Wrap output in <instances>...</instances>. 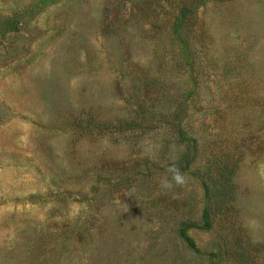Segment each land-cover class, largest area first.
<instances>
[{
	"label": "rangeland",
	"instance_id": "obj_1",
	"mask_svg": "<svg viewBox=\"0 0 264 264\" xmlns=\"http://www.w3.org/2000/svg\"><path fill=\"white\" fill-rule=\"evenodd\" d=\"M0 264H264V0H0Z\"/></svg>",
	"mask_w": 264,
	"mask_h": 264
},
{
	"label": "clouds",
	"instance_id": "obj_2",
	"mask_svg": "<svg viewBox=\"0 0 264 264\" xmlns=\"http://www.w3.org/2000/svg\"><path fill=\"white\" fill-rule=\"evenodd\" d=\"M168 172L171 174L170 178H164L161 180V187L164 189H171L173 187L184 186L187 183L186 177L181 172V169L177 166L175 162L168 166ZM79 208H76L73 216L78 214Z\"/></svg>",
	"mask_w": 264,
	"mask_h": 264
}]
</instances>
